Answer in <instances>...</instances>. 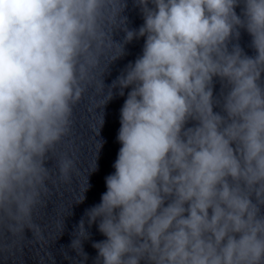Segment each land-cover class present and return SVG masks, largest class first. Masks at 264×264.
Listing matches in <instances>:
<instances>
[{
  "label": "clouds",
  "instance_id": "obj_1",
  "mask_svg": "<svg viewBox=\"0 0 264 264\" xmlns=\"http://www.w3.org/2000/svg\"><path fill=\"white\" fill-rule=\"evenodd\" d=\"M120 3L109 17L110 0H0V216L35 227L46 157L122 22L121 55L144 42L107 84L118 149L76 224L104 237L93 264H264V0H133L139 28ZM58 167L69 178L74 161Z\"/></svg>",
  "mask_w": 264,
  "mask_h": 264
},
{
  "label": "water",
  "instance_id": "obj_2",
  "mask_svg": "<svg viewBox=\"0 0 264 264\" xmlns=\"http://www.w3.org/2000/svg\"><path fill=\"white\" fill-rule=\"evenodd\" d=\"M121 7L120 0H110L107 15L117 17ZM121 15L128 18L129 28H139L143 23L133 0H127V8ZM122 27V22H118L107 29L109 36L98 46L96 56L91 57L95 67L88 73L85 91L73 107L70 131L46 157L49 177L40 203L33 211L35 227L23 232L10 230L8 218L0 216V264H93L96 250L91 246L92 241L104 237L93 225L88 229L92 234L89 238L76 224L84 210L99 201L104 191V176L112 171L118 149L115 138L123 98L106 102L107 84L140 54L144 42L143 38L134 40L126 45L127 54L121 55L122 43L112 41L122 42ZM240 44L248 55L255 54L249 47L247 33L242 32ZM216 89L219 90V84ZM65 156L74 161L69 178L62 177L58 167ZM84 223L87 227V216Z\"/></svg>",
  "mask_w": 264,
  "mask_h": 264
}]
</instances>
